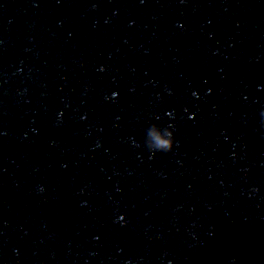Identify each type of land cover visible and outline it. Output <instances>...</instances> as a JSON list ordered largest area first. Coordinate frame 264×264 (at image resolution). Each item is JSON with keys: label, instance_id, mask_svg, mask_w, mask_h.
<instances>
[{"label": "water", "instance_id": "water-1", "mask_svg": "<svg viewBox=\"0 0 264 264\" xmlns=\"http://www.w3.org/2000/svg\"><path fill=\"white\" fill-rule=\"evenodd\" d=\"M261 108L264 0H0V264H264Z\"/></svg>", "mask_w": 264, "mask_h": 264}, {"label": "clouds", "instance_id": "clouds-1", "mask_svg": "<svg viewBox=\"0 0 264 264\" xmlns=\"http://www.w3.org/2000/svg\"><path fill=\"white\" fill-rule=\"evenodd\" d=\"M193 95H195V93H193ZM112 96L115 97L116 93L113 92ZM166 115L171 116V113H166ZM259 116L262 125H264V108L259 110ZM174 131V126L171 123L163 127L156 123L148 125L143 135V146L150 154V157L155 153H169L173 151L176 144ZM133 146L139 147L135 141H133ZM38 190L43 191L42 187L38 188ZM168 264H171V262L169 261ZM230 264H234V261H230Z\"/></svg>", "mask_w": 264, "mask_h": 264}]
</instances>
